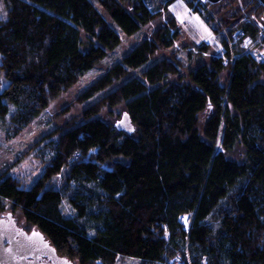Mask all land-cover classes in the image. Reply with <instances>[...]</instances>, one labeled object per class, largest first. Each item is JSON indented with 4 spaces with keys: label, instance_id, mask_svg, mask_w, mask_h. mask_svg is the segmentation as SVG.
<instances>
[{
    "label": "trees",
    "instance_id": "1",
    "mask_svg": "<svg viewBox=\"0 0 264 264\" xmlns=\"http://www.w3.org/2000/svg\"><path fill=\"white\" fill-rule=\"evenodd\" d=\"M125 1L4 0L0 120L9 119L15 135L118 47L114 24L129 35L158 15L151 0L133 1L132 11ZM238 1L215 2L212 10L225 26L248 29L242 17L264 6ZM181 29L175 18L161 25L80 94L85 101L115 87L48 142L47 166L33 186L0 178L1 210L8 203L20 210L60 255L79 264L128 257L175 264L176 255L183 264H264V61L242 53L225 64L212 52L184 75L173 46ZM192 46V57L211 49ZM170 49L171 57L158 56ZM121 103L136 125L132 134L98 116L105 104ZM238 145L242 161L228 156ZM66 168L57 188L51 182ZM183 215L191 216L189 231Z\"/></svg>",
    "mask_w": 264,
    "mask_h": 264
},
{
    "label": "rangeland",
    "instance_id": "2",
    "mask_svg": "<svg viewBox=\"0 0 264 264\" xmlns=\"http://www.w3.org/2000/svg\"><path fill=\"white\" fill-rule=\"evenodd\" d=\"M94 1V0H93ZM133 1L135 0H126V7L132 11L133 10ZM191 0H151V8L158 14L155 19L150 21L133 34H126L120 27L114 24V27L118 29L122 42L118 45L117 48L110 51L106 57H104L100 63L97 64L93 69L86 71V74L83 75L74 86L65 90L60 97L55 99L48 108L35 118V120L28 126H26L23 131L19 134H14L9 127L10 120L6 119L0 120V178L4 175H12L17 177L23 185L29 187L40 179L44 170L47 166V161L49 158V148L48 142L52 139H56L58 136L67 131L68 128L73 126V124L81 122L85 116L84 111L88 106L93 103L99 102L101 98L109 94V92L115 87H110L108 90H103L98 92L94 97L88 98L85 101H79V96L82 92L87 90L95 81L98 80L101 76L108 72V69L112 67L117 62L121 61L122 58L129 53L133 47L140 44L145 38H151L153 32L163 24L170 23L172 18H175L176 23L181 26L180 21L183 18V15L187 12V7H192L188 3ZM232 0H223L217 1L215 4H226L231 3ZM243 4L241 0L238 1V4ZM243 6V5H242ZM7 14L6 3L4 0H0V16L5 17ZM187 14V13H186ZM203 18H207V13H201ZM221 16H218L219 20L225 25L226 20ZM247 15L245 14L242 20L245 19ZM234 21H232L233 23ZM212 24V23H211ZM233 24H229L228 29L232 27ZM182 28V27H181ZM181 37L175 42L174 50H178L176 53L178 58L183 62L184 69L182 74H186L192 69H195L196 66L207 62L212 57V52H214L212 46L210 52H206L203 57L188 55L189 51H192V44L190 35L184 30L181 29ZM82 48L85 50L89 47V39H87L86 34H82ZM173 50H162V53H159V57L167 56L171 57ZM141 71H131L132 75H139ZM229 71L225 70L223 72V79L226 81L228 79ZM174 76H170L169 80H174ZM264 78V76H263ZM126 111L125 104L121 103L117 106H112L111 104H105L98 116H101L104 120L109 123H115L116 121L122 119V114ZM230 158L237 159L238 161L244 160L246 157L245 148L242 145L235 147L233 152L228 154ZM68 174V168L63 170L61 174H58L57 177L51 182L57 188L63 187L66 183V176ZM64 210L66 213H71V207L65 201L63 203ZM12 213L13 217L17 219L18 225L27 231H32L35 227H32L26 222V219L23 217V214L20 210H16L12 207L11 204H5V210L0 208V217H6L7 213ZM5 215V216H2ZM75 263L79 264L77 261ZM139 260L128 257L120 258L116 264H139Z\"/></svg>",
    "mask_w": 264,
    "mask_h": 264
},
{
    "label": "built area",
    "instance_id": "3",
    "mask_svg": "<svg viewBox=\"0 0 264 264\" xmlns=\"http://www.w3.org/2000/svg\"><path fill=\"white\" fill-rule=\"evenodd\" d=\"M193 1L195 4L192 7L186 5L187 14L185 13L180 21L182 29L190 35L193 43H208L212 46L215 55L223 58L225 64L229 61L234 62L242 53L252 56L258 63L264 61V9L245 17L244 21L248 23V29L242 25H235L228 29L213 12V1ZM203 12L211 14L214 23H217V30L215 25L203 18L201 15ZM236 48L239 50L236 51ZM228 50L230 56L226 55ZM180 222H183L185 230L189 231L192 225L191 216H181ZM174 261L175 264H183L184 258L176 255Z\"/></svg>",
    "mask_w": 264,
    "mask_h": 264
},
{
    "label": "water",
    "instance_id": "4",
    "mask_svg": "<svg viewBox=\"0 0 264 264\" xmlns=\"http://www.w3.org/2000/svg\"><path fill=\"white\" fill-rule=\"evenodd\" d=\"M214 3L220 0H211ZM264 6V0H260ZM122 119L116 121L114 126L118 130L132 134L136 125L132 122L130 114L125 111ZM216 152L220 150V143ZM0 264H77L60 255L52 241L48 239L41 229L32 231L20 227L12 213L0 217Z\"/></svg>",
    "mask_w": 264,
    "mask_h": 264
},
{
    "label": "bare ground",
    "instance_id": "5",
    "mask_svg": "<svg viewBox=\"0 0 264 264\" xmlns=\"http://www.w3.org/2000/svg\"><path fill=\"white\" fill-rule=\"evenodd\" d=\"M221 142V141H220ZM219 145V144H218ZM220 148V150H221V146L219 147Z\"/></svg>",
    "mask_w": 264,
    "mask_h": 264
},
{
    "label": "flooded vegetation",
    "instance_id": "6",
    "mask_svg": "<svg viewBox=\"0 0 264 264\" xmlns=\"http://www.w3.org/2000/svg\"><path fill=\"white\" fill-rule=\"evenodd\" d=\"M2 216H5V215H2ZM18 223V222H17Z\"/></svg>",
    "mask_w": 264,
    "mask_h": 264
}]
</instances>
